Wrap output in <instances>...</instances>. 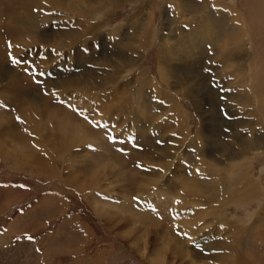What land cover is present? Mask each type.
Segmentation results:
<instances>
[{
	"label": "rangeland",
	"instance_id": "obj_1",
	"mask_svg": "<svg viewBox=\"0 0 264 264\" xmlns=\"http://www.w3.org/2000/svg\"><path fill=\"white\" fill-rule=\"evenodd\" d=\"M55 1L0 0V264H264V0Z\"/></svg>",
	"mask_w": 264,
	"mask_h": 264
},
{
	"label": "bare ground",
	"instance_id": "obj_2",
	"mask_svg": "<svg viewBox=\"0 0 264 264\" xmlns=\"http://www.w3.org/2000/svg\"><path fill=\"white\" fill-rule=\"evenodd\" d=\"M57 1V0H56ZM55 1V2H56ZM52 2H46L45 4H44V6H43V9H46L47 11H49V10H53V7H54V9L56 8V7H59L60 9L64 6V4L63 3H59V2H56V4L54 5V1H53V3L51 4ZM79 3H80V1H79ZM76 5V4H75ZM73 7V6H72ZM85 7V6H84ZM65 8H67V7H65ZM86 9V8H85ZM200 8H196L194 11H198ZM91 9H89V11H90ZM86 11V10H85ZM67 12H70V13H72V14H74V15H76L77 14V12L78 11H75V9H71V8H67ZM41 13V12H40ZM45 13H47V12H45ZM44 13V14H45ZM78 13H81V12H78ZM39 14V13H38ZM135 14H136V12H135ZM146 18L147 19H149V15H147L146 16ZM125 23H126V21H125ZM263 27V26H262ZM122 28V27H121ZM261 29H263V28H261ZM80 30V32L82 31V29H79ZM118 30H120V28H117V30L116 31H118ZM125 31V30H124ZM147 28L145 29V32L147 33ZM262 33H264V30H262ZM201 34H202V31H199L198 29L194 32V38L196 39V40H198L197 41V43H201V42H203L202 40H201V38H202V36H201ZM198 37V38H197ZM162 39V38H161ZM232 39V38H231ZM216 44H218L217 45V48L218 49H220L221 51H219V52H221L222 53V56H223V58H225L226 60H229L230 59V54H234L235 52H234V50H231V49H227L226 47H223V44H222V42L221 41H217L216 42ZM127 45V44H126ZM123 47H126V46H123ZM197 47V46H196ZM137 49L139 50L140 49V44L137 46ZM163 49V48H162ZM190 49V48H189ZM196 49V48H195ZM191 50V49H190ZM195 51H194V49L193 50H191L190 52L188 51L187 53H185V52H183V54H182V60H183V63L182 64H180L179 66L177 65H172V64H170V65H172L171 67L172 68H167V65L165 64V67L164 68H161L160 69V71H159V73H160V79L161 80H166V78H167V75H168V72H169V69L171 70L170 72H174V71H176V70H178V69H184V68H186L187 66H189V64L190 63H192V62H195V60H194V58H193V53H194ZM185 53V54H184ZM237 54H238V52H237ZM169 62V61H168ZM167 62V63H168ZM253 63L255 64L256 62H255V60L253 59ZM169 66V65H168ZM252 68H253V79H251V81H247L246 82V91H250L249 92V97L251 98V99H253V100H256V101H258V106H257V109L255 110V113L256 114H258L259 116H261L262 117V122H261V124H264V64H263V66L261 67V69H259V67H257V65H255V66H253V64H252ZM250 71V70H249ZM176 74V73H175ZM151 82V81H150ZM153 85V84H152ZM154 87H157V85L156 86H154ZM139 88V87H138ZM153 88V87H152ZM139 89H141V88H139ZM153 90V89H152ZM156 90V89H155ZM194 90H197V88L196 87H194V86H192V87H188L187 88V93H188V95H191L192 94V92L194 91ZM158 91V90H157ZM142 94V93H141ZM158 95V94H157ZM241 96H246V94H242ZM234 97V96H233ZM251 116V115H250ZM252 118V117H251ZM60 128L61 129H63V130H65V131H70V130H72V128L70 127V126H67V125H61L60 126ZM263 131H261V133H262ZM179 133L180 134H182V140L183 141H186V145L187 146H190V147H187V151H189V150H191V149H193L192 151L195 153V154H197L196 155V160H197V164H203V167L202 168H207L206 170H205V172H203L204 173V175L205 176H209V172H208V167L206 166V165H204V164H207V165H209L208 163H207V158H203L202 157V154H198L199 153V151H200V148L202 147V145H203V138L201 139V136H202V130H201V127L199 126V131L197 132V135L195 136V137H191V136H189L188 134H187V132H183V131H179ZM259 134H260V132H259ZM253 135H255V136H257L258 135V133L257 132H254V134ZM256 138V137H255ZM259 141H260V139H258ZM193 141H194V143H193ZM255 141V140H254ZM257 143V142H256ZM249 144V143H248ZM258 145V144H257ZM263 145V144H262ZM164 145H162L161 147H163ZM183 145L181 144L180 146H178V148H181ZM190 148V149H189ZM168 149V147H166V145H165V148H163L160 152H162V157H165V156H167V154H168V152L166 151ZM169 151H171L170 149H168ZM255 150V149H254ZM175 155H177V156H179V155H181V153H175ZM239 155H241V156H244V155H246V152H244L243 151V149L241 150V152L239 153ZM241 156H237L236 158H240ZM183 159H181V161H182ZM180 161V164L182 163ZM151 162H152V160H151ZM150 162V163H151ZM171 163V162H170ZM169 163V164H170ZM149 164V163H148ZM152 164V163H151ZM164 164V163H163ZM242 167V166H241ZM154 168V166L153 167H151V166H146L145 167V171H143V173H145V174H147L148 175V173H147V171H146V169H153ZM211 168V167H210ZM210 168H209V171H210ZM240 169V168H239ZM233 170V169H232ZM235 170V169H234ZM163 172V170H161V173ZM151 174H153V175H156V173H151ZM200 174V173H199ZM160 177V176H159ZM197 177V176H196ZM198 178V177H197ZM164 180V178L163 177H160V181H163ZM204 180V179H203ZM194 182H198V181H194ZM203 182V181H202ZM149 183L150 184H158L156 181H154V180H152V178L150 177V179H149ZM213 184H215V183H211L210 184V186L211 185H213ZM142 185H144V184H142ZM161 185H163V184H161ZM193 185V184H192ZM192 185H187L184 189H183V191H182V193L184 194V192H185V194L187 193V196H185V199L186 198H193V197H199L200 198V195H199V192H200V188H198L199 189V192H198V190H197V188H196V186H192ZM201 186V185H200ZM206 186V185H205ZM247 187V185L242 189V193H243V195H247L249 192L247 191V190H245V188ZM201 189H202V187H201ZM205 189V188H204ZM209 191V190H208ZM205 192V191H204ZM181 193V194H182ZM207 193V192H206ZM182 194V195H183ZM184 194V195H185ZM201 194V193H200ZM180 195V194H179ZM202 195H203V193H202ZM207 195V194H206ZM211 195V194H210ZM181 196V195H180ZM196 199V198H195ZM188 200V199H187ZM188 201H190V200H188ZM193 201V200H192ZM95 202V201H94ZM212 204H213V202H212ZM102 207V206H101ZM104 208V207H103ZM103 208H101L102 210H104ZM110 208H112L113 209V207L111 206ZM109 208V209H110ZM92 209V208H91ZM97 210V209H96ZM111 211V210H110ZM116 211V210H115ZM118 212V211H117ZM104 213H105V211H104ZM110 213V212H109ZM119 213V212H118ZM110 214H112V213H110ZM119 214H122V213H119ZM199 214V213H198ZM105 217V216H104ZM107 217H109V216H107ZM130 217V216H129ZM132 217V216H131ZM175 217V216H174ZM102 218V217H101ZM136 218V217H135ZM131 221V220H130ZM185 221V220H184ZM133 222V221H132ZM134 222H136V221H134ZM144 229V228H143ZM149 230V229H148ZM140 236V235H139ZM162 237H163V235H162ZM165 237V236H164ZM163 237V238H164ZM254 242V241H253ZM160 243V242H159ZM236 244V243H235ZM118 245V244H117ZM148 245V244H147ZM122 247V246H121ZM179 247V246H178ZM168 248V246H167V244H165L164 242H162L161 244H160V246H158V248H156L154 251V260H152V264H166V259H165V253H166V249ZM177 248V247H176ZM181 250V249H180ZM140 253V255H144L143 254V252L142 251H139ZM198 253V252H197ZM125 254V253H124ZM200 255V254H199ZM235 256V255H234ZM241 257L242 258H244L242 255H241ZM247 258V257H246ZM235 259V258H234ZM141 260V259H140ZM247 261H248V258L246 259ZM138 262V261H137ZM113 263V259H110V261H109V264H112ZM244 263H245V261H244ZM193 264V263H192ZM247 264H248V262H247ZM251 264V263H250Z\"/></svg>",
	"mask_w": 264,
	"mask_h": 264
},
{
	"label": "crops",
	"instance_id": "obj_3",
	"mask_svg": "<svg viewBox=\"0 0 264 264\" xmlns=\"http://www.w3.org/2000/svg\"><path fill=\"white\" fill-rule=\"evenodd\" d=\"M44 203H46V201L43 202V204H44ZM51 203H52L51 201H47V204H51ZM65 208H66V207L63 206V211H61V212L58 213V210H59V209H58L57 212L54 213V214L65 213ZM52 215H53V214H52ZM65 216H66V214H65ZM65 216H64V217H65ZM66 218H68L67 220H68L70 223H73V221H75V220L72 219L73 217L69 218V217L67 216ZM66 218H65V219H66ZM69 225H70V224H69ZM69 225L65 224V221L61 222V226L64 227V228H69ZM84 229H86V231H87V228L84 227ZM8 231H9V229H8ZM69 231H71V229H68L66 232H69ZM81 232H82V231H81ZM0 233H2V232H0ZM87 233H88V231H87ZM62 235H64V234H62ZM74 235H75V234H74ZM74 235H73V236H74ZM90 236H91V232H90ZM80 237H81L82 240L85 241V239H86V234H81ZM88 240H89V239H88ZM85 242H86V241H85ZM77 244H79V243H77ZM74 247H75V246H74Z\"/></svg>",
	"mask_w": 264,
	"mask_h": 264
},
{
	"label": "snow or ice",
	"instance_id": "obj_4",
	"mask_svg": "<svg viewBox=\"0 0 264 264\" xmlns=\"http://www.w3.org/2000/svg\"><path fill=\"white\" fill-rule=\"evenodd\" d=\"M18 61H16L15 59H13V63H17ZM28 239H32L31 236L28 237Z\"/></svg>",
	"mask_w": 264,
	"mask_h": 264
}]
</instances>
